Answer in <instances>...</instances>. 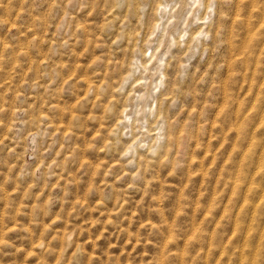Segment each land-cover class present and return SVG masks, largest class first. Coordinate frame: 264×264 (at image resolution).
Instances as JSON below:
<instances>
[{"label":"clouds","instance_id":"obj_1","mask_svg":"<svg viewBox=\"0 0 264 264\" xmlns=\"http://www.w3.org/2000/svg\"><path fill=\"white\" fill-rule=\"evenodd\" d=\"M0 264H264V0H0Z\"/></svg>","mask_w":264,"mask_h":264}]
</instances>
